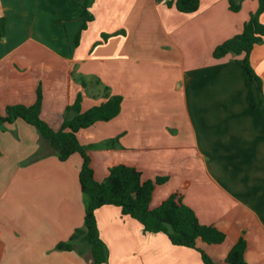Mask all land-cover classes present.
<instances>
[{
    "label": "crops",
    "instance_id": "1",
    "mask_svg": "<svg viewBox=\"0 0 264 264\" xmlns=\"http://www.w3.org/2000/svg\"><path fill=\"white\" fill-rule=\"evenodd\" d=\"M169 1L94 0V20L76 45L80 3L0 0L7 31L0 40V113L35 104L40 89L41 116L58 130L80 94L82 112L106 101L105 88L122 96L115 119L78 134L95 179L103 182L119 164L137 168L144 181L168 177L151 207L180 193L202 224L226 235L219 245L198 243L216 264H228L240 239L247 262L264 264V107L249 105L243 56L213 55L243 31L258 0H243L239 12L229 0H201L192 14ZM103 34L112 36L104 41ZM250 61L262 81L261 99L264 41ZM40 147L49 151L23 120L0 126V264H91L83 244L81 251L56 249L84 227L82 157L62 162L51 154L26 164ZM96 217L107 264H204L198 250L146 233L118 207L104 206Z\"/></svg>",
    "mask_w": 264,
    "mask_h": 264
},
{
    "label": "trees",
    "instance_id": "2",
    "mask_svg": "<svg viewBox=\"0 0 264 264\" xmlns=\"http://www.w3.org/2000/svg\"><path fill=\"white\" fill-rule=\"evenodd\" d=\"M80 3L83 25L75 37V44H79L82 31L94 20L90 8L94 0H72ZM243 0H229V7L233 12L241 10ZM257 10L250 14L243 31L216 47L214 57L222 59L229 54L243 56L239 63L243 65L247 76L245 80L248 91V101L252 108L264 107V96H256V89L262 92V81L252 67L250 56L253 49L264 41V24L261 16L264 13V0H258ZM201 0H171L168 6L185 14H192L199 10ZM6 19L0 18V40L6 37ZM123 33V32H122ZM115 35V34H113ZM112 35L103 34V40ZM84 85V81H83ZM106 101L98 106L82 112L83 96L80 94L75 103L66 110L65 119L60 129L55 130L41 116L43 96L39 89L35 104L8 106L5 113H0V126L13 124L23 120L35 127L40 134L41 142L49 148V155L55 154L62 162L72 155L80 154L83 160L79 182L81 191L86 200L84 227L75 230L70 239L57 244L56 249L63 252L81 251L79 245L83 244L90 250L91 264H107L109 251L102 240L96 213L104 206H115L121 209L124 216L137 220L146 233L165 234L171 243L178 247L198 250L204 264H216L206 252L198 247L199 241L210 245H219L225 242L226 235L214 226L204 225L200 222L196 212L185 204L180 193L175 192L163 200L156 208L151 207L153 194L158 186L166 184L168 177H157L154 180H143V174L137 168L125 164L112 166L103 182L95 179L92 159L87 147L79 141L80 131L88 129L99 122H109L121 112L123 97L111 95L105 88ZM119 138L108 141L114 147ZM42 156H36L29 162L33 163ZM247 243L240 239L227 255L228 264H249L245 254Z\"/></svg>",
    "mask_w": 264,
    "mask_h": 264
},
{
    "label": "rangeland",
    "instance_id": "3",
    "mask_svg": "<svg viewBox=\"0 0 264 264\" xmlns=\"http://www.w3.org/2000/svg\"><path fill=\"white\" fill-rule=\"evenodd\" d=\"M72 76H76V73L74 72ZM32 127H33V126H32ZM35 129H36V128H35ZM36 130H37V129H36ZM37 133L39 134V131H38V130H37ZM39 136H40V134H39ZM41 146H42V142H41ZM47 148H48V147H47ZM37 155H38V156H42L41 159H44V158H46V157L51 156V155H49V151L43 150L42 147H40L39 150H38V152H37V154L34 155L33 157H31L29 160H27V161H26V164H32V163H30L29 161H30L31 159L35 158ZM52 155H54V154H52ZM55 156L58 158L57 155H55ZM41 159H39V160H37V161H40ZM58 159H59V158H58ZM37 161H35V162H37ZM35 162H33V163H35ZM155 179H156V178H155ZM164 185H165V184H164Z\"/></svg>",
    "mask_w": 264,
    "mask_h": 264
}]
</instances>
